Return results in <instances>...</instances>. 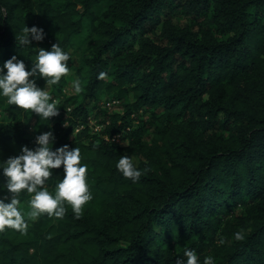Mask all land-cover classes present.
Here are the masks:
<instances>
[{
  "label": "trees",
  "instance_id": "obj_1",
  "mask_svg": "<svg viewBox=\"0 0 264 264\" xmlns=\"http://www.w3.org/2000/svg\"><path fill=\"white\" fill-rule=\"evenodd\" d=\"M34 25L44 40L19 46ZM57 42L70 54L50 86L60 114L46 121L0 97V160L53 130L54 148L81 149L93 198L79 217L65 203L63 218L0 231V264H176L188 248L264 264V0H0V65L15 55L30 68ZM71 73L82 90L67 96ZM123 154L140 181L116 169ZM53 176L52 192L63 166Z\"/></svg>",
  "mask_w": 264,
  "mask_h": 264
},
{
  "label": "clouds",
  "instance_id": "obj_2",
  "mask_svg": "<svg viewBox=\"0 0 264 264\" xmlns=\"http://www.w3.org/2000/svg\"><path fill=\"white\" fill-rule=\"evenodd\" d=\"M45 36L44 28L26 26L21 34H16V41L19 46L27 47L32 46L33 41H43ZM38 49L30 68L15 55L0 65V97H6L9 105L31 110L32 115L50 121V118L59 116L60 107H57L58 101L52 99L48 88L38 86L37 80L43 79L46 86L57 84L69 72L70 54L59 42L52 44L50 50L44 47ZM107 75L101 71L97 79H104ZM72 86L77 93L81 92L82 85L78 79L72 81ZM55 142L53 130L42 131L35 138V147L23 145L18 154L0 160V170L5 177L0 191L6 189L0 195V231L7 227L27 232L28 222L21 210L24 193L30 194L27 216L32 219L44 213L63 218L65 203L70 204L74 215L79 217L86 203L92 200L87 183L88 165L81 163V149L67 144L54 148ZM61 166L63 178L55 184L54 192L49 191L53 170ZM116 169L133 183L140 181L144 174L132 157L124 154L117 161ZM234 237L236 240L244 238L239 231L234 233ZM176 264H216V261L212 255L205 256L201 261L197 251L188 248L184 250L183 257L177 258Z\"/></svg>",
  "mask_w": 264,
  "mask_h": 264
},
{
  "label": "rangeland",
  "instance_id": "obj_3",
  "mask_svg": "<svg viewBox=\"0 0 264 264\" xmlns=\"http://www.w3.org/2000/svg\"><path fill=\"white\" fill-rule=\"evenodd\" d=\"M77 79L81 82L80 77L77 76L75 73L69 74V76L67 77V87H65V89H64V94H67V96L71 95L70 93H71L72 89H74V87L72 86V81L77 80ZM47 88L50 92L51 91L50 86H48ZM102 105H104L105 108L109 112H114V113L115 112H121V108L119 107V101H111V100L106 101V99H104L102 101ZM98 117H99V115L97 113L93 114V115L91 114V116L89 117V121H90L89 124L92 126L97 124V120H100ZM97 129H100V127H97ZM120 143L123 144V141H121ZM48 188H50V187H48ZM21 210H22V213L25 214V218L27 220H29L28 223H30V225L36 222L38 217L32 219V218H29L27 216V212L30 211L29 204H27V203L21 204Z\"/></svg>",
  "mask_w": 264,
  "mask_h": 264
}]
</instances>
